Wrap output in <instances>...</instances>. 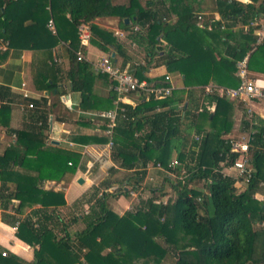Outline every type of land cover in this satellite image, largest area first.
<instances>
[{"label": "trees", "instance_id": "16d2710c", "mask_svg": "<svg viewBox=\"0 0 264 264\" xmlns=\"http://www.w3.org/2000/svg\"><path fill=\"white\" fill-rule=\"evenodd\" d=\"M19 1L22 7L26 0H18L17 4L11 3L12 0H0V36L7 41L8 48H40L36 40L27 41L22 32L28 29L22 23H15L10 16L14 11L10 12L9 8L15 4L19 6ZM169 1L32 0L35 8L32 26L39 36L36 38L44 39L43 46L49 57L48 62L44 61V68L33 74L34 85L48 91L57 88L56 72L60 70L52 60L50 48L63 41L70 89L81 93L83 101L90 100L91 107L113 108L114 90L103 98L96 97L91 90L93 79L106 75L95 72L86 59H77L76 51L86 53V46L80 45L79 26L87 24L89 43L114 60L125 52L120 42L123 37L94 20L115 17L116 26L129 31L127 35L143 45L147 58L144 64H148L150 57L162 50L163 41L169 44L170 50L178 49L179 41L189 36L190 29H195L197 14L207 16L203 0H182L184 11L178 14L173 12ZM216 1L218 7L212 11L220 14V20H215L209 31H222L230 41L225 49L227 58L221 60L235 69L236 62L248 54L247 68L250 70L254 55L264 49V42L255 45L252 28L240 27L237 32L231 29L264 16V0H215V4ZM49 19L55 24L56 34L46 26ZM134 25L141 29L132 30ZM172 61H168V65ZM143 69L144 66L135 68L134 75L154 85L163 84L145 76ZM239 81L238 77L233 86ZM184 92L185 87L173 88L164 98H156L152 93L142 94L134 104H119L124 107V115L117 116L111 135V159L116 166L110 167L107 175L94 186L85 201L87 209L71 216V224L83 223L81 229L73 232L57 211L65 202L63 192L43 190L41 181L59 179L66 171H74L79 153L47 143V109L51 105L45 96L24 99L33 106L28 107L31 110L19 127L7 129L9 144L0 154V218L13 225L19 221L15 235L33 247V259L28 264H160L165 258L171 259L173 264H264V123L255 127L249 142L253 170L248 180L224 174L221 162L231 165L238 156L230 151L224 138L233 122L232 102L224 94H211L210 99L216 102L215 109L211 112L204 108L194 121L200 125L205 120L208 126H215V145H210L209 130L199 128V140H193L185 151L187 137L178 135L183 118L191 114L185 105ZM0 97H5L0 102V115L4 118L15 97L9 85L0 84ZM0 122L6 124L4 119ZM75 138L81 143L91 139L108 140L105 135ZM173 150H176L178 164L171 166ZM149 162L158 163L175 174L174 181L169 183L175 197L170 195L165 201L155 202L152 195L117 215L109 208L108 199L141 188ZM119 168L132 173L121 180L116 175ZM8 181L13 183L12 188ZM259 192L263 194L261 199L256 197ZM34 204L39 207L30 215L22 219L16 216ZM0 264L27 263L13 253L3 256L0 252Z\"/></svg>", "mask_w": 264, "mask_h": 264}, {"label": "crops", "instance_id": "0c3cea01", "mask_svg": "<svg viewBox=\"0 0 264 264\" xmlns=\"http://www.w3.org/2000/svg\"><path fill=\"white\" fill-rule=\"evenodd\" d=\"M25 1V0H24ZM248 1V0H243ZM6 3V2H5ZM3 4L1 11L4 9L6 4ZM11 3H18V0H12ZM12 5L10 7V16L14 17L13 21L15 23H22L24 27L28 30H24L22 33L27 41H37L40 48H8L7 41H4L3 36H0V84H5L10 86L11 92L14 93L13 101L10 103V109L6 113V117H1L0 121H6V124L0 122V154L8 147L10 135L7 134L8 128H17L22 122H24L28 116L31 109L27 107L28 101L24 100L23 93L28 94V98H39L45 96L48 99V104L51 108L47 109V121L49 116L52 118V125L48 123V130L46 131L47 143L56 145L61 149H66L70 151H76L79 153V160L74 171H66L59 179H48L44 178L42 183V189H53L63 192L64 204L59 206H68L71 202L79 198L81 195L85 194L87 190L91 187L96 186L106 175L108 169L112 166H116L115 162L111 159V149L106 146V142H99L91 139L85 143L77 141L75 136L80 137L86 136H103L100 132L103 130L104 119L95 116V113L99 111L94 107H91L90 100L83 101V96L79 92H74L70 89L71 84L66 79V72L68 70V60L67 52L65 50L66 45L63 41H59L51 45L52 60L56 63V67L60 70L57 71V78H59V83L57 88L52 91L38 89L33 83V74H36L39 69H43L45 66L44 61H49L47 56V48H44V39L36 37L37 33L34 30L32 23L33 17L35 15V8L32 0H26L21 7V2L19 1V6ZM173 12L178 14L184 11L183 3L181 0H170ZM216 6L218 3L216 1ZM9 7V6H8ZM7 7V9H8ZM220 17L217 11L207 12L205 25H210L213 27L214 21ZM211 19H213L211 21ZM215 19V20H214ZM106 21L110 23V26H106ZM95 23L103 25L106 28L111 27V29H119L116 26L117 19L115 17H98L94 20ZM238 25V24H237ZM198 29H197V28ZM195 29L199 31H208V28H201L196 25ZM225 28L224 25L221 26ZM240 24L236 27H232L234 32L240 29ZM13 31V28H12ZM195 35L190 40L192 43L198 47L203 53L210 56V49H216L215 44L211 41L210 37L204 35V37L196 38ZM207 40V42H205ZM120 42L124 46V54H118L114 59L115 62L120 65L123 69H127L134 73L135 68H140L144 66V75L152 78L154 81L164 82L162 78L166 74L171 76V82L174 88L185 87V105L187 108L193 112V119H195L197 113L204 108L209 111H213L216 106V102L211 100V94L219 93L217 90L211 94H206L205 89L208 86L216 87H230L238 82L237 70L232 67H228L223 61L227 58L221 50L214 51L211 54L214 56V65L211 71L206 74L204 73L202 77L199 78V82H190L188 85H184V77L180 74L171 75L167 70L168 61H172L175 58V50H170V46L166 41L162 43V50L159 51L155 58L151 59L148 64H144L146 61L145 52H140L136 50L135 41L132 40L127 34L120 39ZM136 50V51H135ZM193 51H196L195 49ZM115 52L112 53L114 55ZM106 52L100 50L90 43L86 46L85 59L90 62L92 68L94 64L103 56ZM254 62L252 68L248 69L249 75L252 77H257L262 80L264 85V49L259 50L254 55ZM47 59V60H46ZM57 59L58 61H55ZM223 61H222V60ZM208 61V58L206 59ZM216 60V61H215ZM206 74V75H205ZM100 82V84L98 83ZM195 81V80H194ZM113 82L106 77L96 76L93 86L92 93L98 97L103 98L109 95L110 91L113 90ZM197 90V91H196ZM143 93L133 92L124 96V103L134 104L142 96ZM116 98V94H115ZM5 100V97H0V102ZM115 102V99H114ZM113 102V104H115ZM197 105V106H196ZM233 108L232 112V125L230 131L224 136H235L237 137L238 132L246 131V126L238 127L239 119L245 112V104L242 101L232 102ZM180 106V105H179ZM252 120L254 126L260 127L264 123V98L254 99L252 102ZM191 114L188 117H191ZM183 118L182 122L184 121ZM245 121H243V124ZM238 131V132H237ZM183 135H185L183 133ZM182 135V136H183ZM12 134L11 137H13ZM180 135V137H182ZM188 138H193L186 135ZM54 139L58 141V144L51 143ZM176 150H173L171 158H175ZM173 160V159H172ZM171 160V161H172ZM170 161V162H171ZM124 171V174H123ZM125 171L119 168L117 172V177L119 179L126 178ZM168 171L162 166L158 167L157 164H148L146 167L145 177L143 185L141 188L137 189L138 193H141L144 186H146L147 179L150 182L157 183H167L169 179ZM166 176V178H165ZM78 177L84 178V183L79 184L77 182ZM1 180V179H0ZM127 180H125V183ZM10 187H13V183L8 181ZM128 194H118L108 199L109 208L112 209L117 215H122L126 210L128 202ZM152 196V195H151ZM259 196V197H258ZM149 197V196H148ZM258 199L263 197L261 192L256 194ZM156 200V199H155ZM77 201V200H76ZM85 204V203H84ZM39 207V204H34L32 206H27L22 212L16 214V216L21 219L25 215H30L33 209ZM59 210V209H57ZM116 210V211H115ZM59 212V211H58ZM61 215V214H60ZM82 228V227H81ZM80 228V229H81ZM16 231L13 229V224L4 222L0 218V252L5 251L6 254L13 253L23 259L27 264L33 259V247L19 239L15 235Z\"/></svg>", "mask_w": 264, "mask_h": 264}, {"label": "built area", "instance_id": "2783aa9c", "mask_svg": "<svg viewBox=\"0 0 264 264\" xmlns=\"http://www.w3.org/2000/svg\"><path fill=\"white\" fill-rule=\"evenodd\" d=\"M205 14H197L196 25L201 28L211 29L210 25H205ZM213 19H211L212 21ZM215 20V19H214ZM216 20H220V17H217ZM47 28L51 31L52 34H56V27L52 19H49L46 23ZM243 29L247 30L252 28L256 36L255 45L261 44L264 42V16L259 18H254L249 21V23L242 26ZM79 38L80 45L87 46L89 44L90 29L87 24H81L79 26ZM140 26L134 25L132 30H140ZM129 31H124L122 29H114V34L118 37H124ZM77 59H85V55L80 51H76ZM55 61H58L55 59ZM248 54L244 55L240 60L236 62L237 67V76L240 78L238 85L232 87H214L208 86L205 89L206 94H211L214 91H218L221 94H224L228 100L231 102L242 101L245 104L246 110V121L243 124L246 126V131H242L246 137L242 136L241 138L235 136L224 137L225 141L230 145V151L238 153V156L234 159L231 165H224V162H221L223 165L221 171L224 174L231 175V170L234 171L235 175L233 177H241L243 181H247L252 172V166L250 165L249 158V142L252 138V134L255 132V126L252 120V102L254 99L264 98V85L262 80L257 77H252L249 75L247 68ZM93 70L97 73L105 74L113 82V90L116 93L115 106L108 110H99L95 113V116L101 119H104V128L100 131L103 135L108 137L106 146L111 149L113 146V140L111 138L113 129L116 125V118L119 115H124V107L120 106V103H124V96L133 92H142L145 95L152 93L156 98H164L168 96L172 89L174 88L171 80V76L166 74L164 76V82L160 85H154L153 82H148L145 79H139L133 72L123 69L118 65L115 60L110 58L109 54L103 55L93 67ZM24 98H28L27 93L22 94ZM32 103L28 102L27 107H32ZM158 109V108H157ZM241 133V134H242ZM244 137V138H243ZM178 161L174 158L170 165H176ZM157 166L160 167V164L157 163ZM185 174L184 171H182ZM19 221H16L13 225V229L16 231ZM1 255H7L5 251L1 252Z\"/></svg>", "mask_w": 264, "mask_h": 264}, {"label": "rangeland", "instance_id": "374dc122", "mask_svg": "<svg viewBox=\"0 0 264 264\" xmlns=\"http://www.w3.org/2000/svg\"><path fill=\"white\" fill-rule=\"evenodd\" d=\"M115 1L119 3V2H126L127 0H115ZM169 3H170V1H169ZM182 3H183V1H182ZM215 6H216L215 0H203V7L206 8L205 10L207 12H212V9H214ZM103 24H106V26H110L109 25L110 23H108L107 21H106V23L103 22ZM238 25H236V26H238ZM109 28H111V27H109ZM190 31H191V33L188 34L189 36H185L183 38V40L179 41L178 49H176L174 51L176 59H174V61H172L167 67V70L171 73V75L180 74V77H181L182 75L187 74L186 75L187 78L185 81L186 85H188L192 81L193 82H199L198 77H202L204 73L208 74L211 71L210 69H212V66L214 65V56L211 53L214 51H217V48H218V50H221L222 52H224L225 56L227 57L228 53H225V51H226L225 49L227 48V44L230 42L229 40H227L225 38L224 32H222V31L219 32L218 30H211L208 32V31H199V30L193 29V28L190 29ZM195 35L198 38H200L202 36L204 37V35L207 37H210L211 41H213V43L215 44L216 49H210L211 53H210L209 57H207V54L203 55L202 51L200 49L198 50V47H196L194 43H192L190 40H187L189 38L194 39L193 37ZM205 42H207V40H205ZM135 44H136V46H135L136 50H138L140 52L144 51L143 45L141 46L137 42H135ZM194 49L196 51H193ZM229 50H231V47ZM153 58H155V55L150 57V59H153ZM207 58H208V61L206 60ZM101 77H104V76H101ZM94 80H95V78L93 79V83H94ZM183 81H184V79H183ZM98 83L100 84L99 81H98ZM183 96L185 98V95H183ZM180 107H181V105L179 106V108ZM245 110H246V108H245ZM193 111L194 110L192 109L191 117L184 119V121L181 122V124L179 125V134H178L179 136L180 135L182 136L184 133L185 135L193 137V138H188V140L186 141L185 151H188V149L190 148V144L192 143L193 140H197V141L199 140L200 135L197 134V131L199 128H200V130H209V133L212 136V141H211L210 145L213 147L215 145V136L217 134V130H216L215 126H213V125L208 126L207 123H205L206 122L205 120L202 121L200 123V125L195 123V121L193 119V113H194ZM243 121H246L245 112L242 115V118L239 119V122H238L239 124H238L237 128L238 127L240 128L243 126ZM203 132H206V131H203ZM241 133L238 132V134H237L238 138H241L242 136H244V137L247 136V135H244V133H242V134ZM187 154H188V152H187ZM186 158H187V156H186ZM172 159H174V158H171L170 161ZM148 164H152V162H149ZM131 173L132 172H125V175H130ZM123 174H124V171H123ZM167 174L169 175V180H167L168 181L167 183H165V182L164 183L163 182L157 183V182H153V181L150 182V179H147L146 186H144L143 190H141V193H138L137 190H130L129 194L127 196L129 199L128 200L129 203H127L126 208L131 209L133 207V205H135L139 202V200H145V199L149 198L151 195H154V198L156 199L155 202L165 201L166 198L170 195H171V197H175L176 194H175L174 190L169 185L170 180L172 182L174 181L175 174L170 173V172H168ZM230 174L235 175L233 170H231ZM236 185L239 186L240 183L236 182ZM93 188L94 187H91L89 190H87V192H85V194H83L79 198H77L76 199L77 201L74 200L73 202L68 204V206L60 207V208H58L59 210H57V211H59V213L63 217V221L68 224V226H69L68 229H70L72 232L76 229H80L83 226V223L80 221H77L74 224H71L70 218L72 215L79 214V213H81L87 209L88 204H84V203H85L86 199L88 197H90V195L92 194ZM154 188H157V189L154 190ZM99 196H100V192H99ZM107 250H108V248L105 251H107ZM7 254H8V252H7ZM164 260L165 261L161 262L160 264H173L171 259L165 258Z\"/></svg>", "mask_w": 264, "mask_h": 264}, {"label": "water", "instance_id": "95a60500", "mask_svg": "<svg viewBox=\"0 0 264 264\" xmlns=\"http://www.w3.org/2000/svg\"><path fill=\"white\" fill-rule=\"evenodd\" d=\"M125 22H126V23L128 22V19H127V18L125 19ZM48 123H49L50 128H51V125H52V118H51V116H49V118H48ZM51 143L58 144V141L52 139V140H51ZM77 182H78L79 184H83V183H84V178H83V177H78V178H77Z\"/></svg>", "mask_w": 264, "mask_h": 264}]
</instances>
